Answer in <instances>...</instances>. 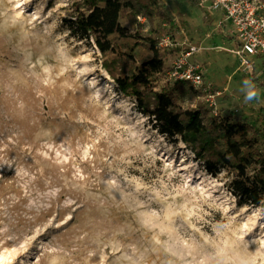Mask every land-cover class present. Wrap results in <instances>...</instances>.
Listing matches in <instances>:
<instances>
[{"label":"rangeland","instance_id":"1","mask_svg":"<svg viewBox=\"0 0 264 264\" xmlns=\"http://www.w3.org/2000/svg\"><path fill=\"white\" fill-rule=\"evenodd\" d=\"M81 2L0 0V264H264V208L241 209L225 173L118 90L94 42L69 32ZM199 3L161 0L175 23L162 43L180 50L165 71L197 49L190 62L221 91L216 116L252 119L263 59L245 73Z\"/></svg>","mask_w":264,"mask_h":264},{"label":"trees","instance_id":"2","mask_svg":"<svg viewBox=\"0 0 264 264\" xmlns=\"http://www.w3.org/2000/svg\"><path fill=\"white\" fill-rule=\"evenodd\" d=\"M68 29L72 37L94 42L118 90L160 134L180 140L209 175L226 174L239 207L264 208V107L252 111V119L230 121L212 116L187 81L155 87L166 59L180 52L161 45L175 29L161 0H82Z\"/></svg>","mask_w":264,"mask_h":264},{"label":"built area","instance_id":"3","mask_svg":"<svg viewBox=\"0 0 264 264\" xmlns=\"http://www.w3.org/2000/svg\"><path fill=\"white\" fill-rule=\"evenodd\" d=\"M198 5L199 7L207 5L209 12L223 13L224 20L217 24L216 29L223 31L225 37L236 41L237 47L232 53L238 58L245 73L252 74L254 70V63L250 57H261L264 63V4L258 0H200ZM161 45L167 44L165 42ZM196 51L197 49L190 48L187 52L180 53L172 66L162 74L166 82L184 80L199 90L202 96L208 94L206 98L208 107L216 116L215 99L221 95V91L205 83L199 68L190 62V56Z\"/></svg>","mask_w":264,"mask_h":264},{"label":"crops","instance_id":"4","mask_svg":"<svg viewBox=\"0 0 264 264\" xmlns=\"http://www.w3.org/2000/svg\"><path fill=\"white\" fill-rule=\"evenodd\" d=\"M217 13H219L220 14V19L217 21V23L216 24H218L219 22H222L223 20H224V15H223V13L222 12H220V11H218ZM207 22H209V20H207ZM211 24H213V21H211L210 22ZM217 25H215V27H216ZM218 32L222 35V37L225 39V40H232L231 38H228V37H225V35L223 34V31H221V30H218ZM196 47V46H195ZM202 48H199V50H201ZM196 66V65H195ZM199 68V70L201 71V73H202V69H200V67H198ZM203 74V73H202Z\"/></svg>","mask_w":264,"mask_h":264},{"label":"clouds","instance_id":"5","mask_svg":"<svg viewBox=\"0 0 264 264\" xmlns=\"http://www.w3.org/2000/svg\"><path fill=\"white\" fill-rule=\"evenodd\" d=\"M256 96H257V92L253 90L252 88H250L246 94V99L251 100V99H254Z\"/></svg>","mask_w":264,"mask_h":264},{"label":"bare ground","instance_id":"6","mask_svg":"<svg viewBox=\"0 0 264 264\" xmlns=\"http://www.w3.org/2000/svg\"><path fill=\"white\" fill-rule=\"evenodd\" d=\"M103 74H104V76H105V77H108V76H107V74H105L104 72H103ZM179 144H180L181 146H183V147H184V145H183V143H182V142H179ZM240 208H241V209H245L246 207H240Z\"/></svg>","mask_w":264,"mask_h":264}]
</instances>
